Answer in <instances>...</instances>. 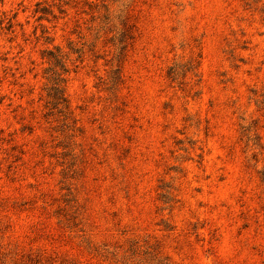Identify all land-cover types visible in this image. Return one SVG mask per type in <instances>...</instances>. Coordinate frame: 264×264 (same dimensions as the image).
Masks as SVG:
<instances>
[{
	"label": "rangeland",
	"instance_id": "rangeland-1",
	"mask_svg": "<svg viewBox=\"0 0 264 264\" xmlns=\"http://www.w3.org/2000/svg\"><path fill=\"white\" fill-rule=\"evenodd\" d=\"M0 264H264V0H0Z\"/></svg>",
	"mask_w": 264,
	"mask_h": 264
},
{
	"label": "trees",
	"instance_id": "trees-1",
	"mask_svg": "<svg viewBox=\"0 0 264 264\" xmlns=\"http://www.w3.org/2000/svg\"><path fill=\"white\" fill-rule=\"evenodd\" d=\"M54 61L56 65H59L62 63V69L65 72H67V67L66 63L62 60L63 57L60 55H54ZM51 81H52V91H55L54 97L58 99H62V101H67L65 97V87L63 86L64 83L66 82L65 77L63 76V73L58 71L57 69L52 70V75H51Z\"/></svg>",
	"mask_w": 264,
	"mask_h": 264
}]
</instances>
